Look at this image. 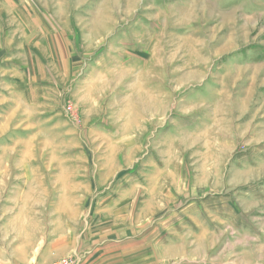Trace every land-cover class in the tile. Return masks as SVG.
I'll return each instance as SVG.
<instances>
[{
    "label": "rangeland",
    "instance_id": "374dc122",
    "mask_svg": "<svg viewBox=\"0 0 264 264\" xmlns=\"http://www.w3.org/2000/svg\"><path fill=\"white\" fill-rule=\"evenodd\" d=\"M264 264V0H0V264Z\"/></svg>",
    "mask_w": 264,
    "mask_h": 264
},
{
    "label": "built area",
    "instance_id": "2783aa9c",
    "mask_svg": "<svg viewBox=\"0 0 264 264\" xmlns=\"http://www.w3.org/2000/svg\"><path fill=\"white\" fill-rule=\"evenodd\" d=\"M64 264H68L67 262H65Z\"/></svg>",
    "mask_w": 264,
    "mask_h": 264
}]
</instances>
